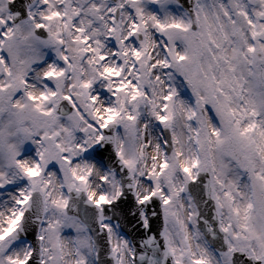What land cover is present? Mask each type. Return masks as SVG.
<instances>
[{
    "label": "snow or ice",
    "instance_id": "6c2138e0",
    "mask_svg": "<svg viewBox=\"0 0 264 264\" xmlns=\"http://www.w3.org/2000/svg\"><path fill=\"white\" fill-rule=\"evenodd\" d=\"M0 264H264V0H0Z\"/></svg>",
    "mask_w": 264,
    "mask_h": 264
}]
</instances>
